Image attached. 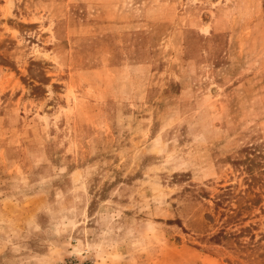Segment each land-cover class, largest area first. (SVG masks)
Instances as JSON below:
<instances>
[{
	"label": "rangeland",
	"instance_id": "obj_1",
	"mask_svg": "<svg viewBox=\"0 0 264 264\" xmlns=\"http://www.w3.org/2000/svg\"><path fill=\"white\" fill-rule=\"evenodd\" d=\"M0 264H264V0H0Z\"/></svg>",
	"mask_w": 264,
	"mask_h": 264
},
{
	"label": "trees",
	"instance_id": "obj_2",
	"mask_svg": "<svg viewBox=\"0 0 264 264\" xmlns=\"http://www.w3.org/2000/svg\"><path fill=\"white\" fill-rule=\"evenodd\" d=\"M251 161L250 159H248V164H247V171H250V175L253 173V169L251 168L252 167V164H251ZM253 177V176H252Z\"/></svg>",
	"mask_w": 264,
	"mask_h": 264
}]
</instances>
